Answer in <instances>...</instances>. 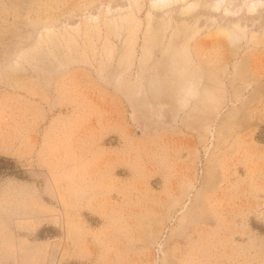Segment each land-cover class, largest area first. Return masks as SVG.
Listing matches in <instances>:
<instances>
[{"label":"rangeland","instance_id":"obj_1","mask_svg":"<svg viewBox=\"0 0 264 264\" xmlns=\"http://www.w3.org/2000/svg\"><path fill=\"white\" fill-rule=\"evenodd\" d=\"M0 264H264V0H0Z\"/></svg>","mask_w":264,"mask_h":264},{"label":"trees","instance_id":"obj_2","mask_svg":"<svg viewBox=\"0 0 264 264\" xmlns=\"http://www.w3.org/2000/svg\"><path fill=\"white\" fill-rule=\"evenodd\" d=\"M5 160H7V159H5V158H0V161H5Z\"/></svg>","mask_w":264,"mask_h":264}]
</instances>
